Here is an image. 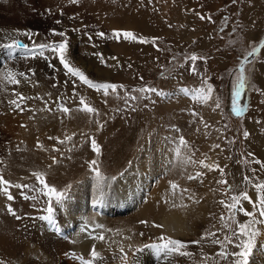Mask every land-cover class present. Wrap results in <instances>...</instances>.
Returning a JSON list of instances; mask_svg holds the SVG:
<instances>
[{"label":"rangeland","instance_id":"rangeland-1","mask_svg":"<svg viewBox=\"0 0 264 264\" xmlns=\"http://www.w3.org/2000/svg\"><path fill=\"white\" fill-rule=\"evenodd\" d=\"M0 4L3 8L0 20L15 21L21 24L22 33L32 34L30 39L22 36L24 41L19 40L29 48L35 43L58 42L62 38L52 36L51 30L64 31L70 43L72 64L94 82L123 85L131 95L137 96L145 94L132 90L145 86L166 93L164 96L147 94V99L125 104V100L119 98L124 95L122 90L119 97H105L101 92L80 84L78 79L65 75L55 55L45 51V56L49 57L45 61L40 57L33 59L30 53L18 49L17 55L21 56L13 60L15 69L12 72H25L30 76L29 68L36 70L33 77L35 86L20 78V85L23 84L24 88V92H20L27 96L26 92L32 88V96L42 99L26 101L22 105L26 110L21 112L8 103L9 99L14 98L13 95H2L0 172L4 178L14 183H27L31 188L36 185L31 173L41 171L45 173L48 184L60 191L67 190V197L70 194L75 197L71 188L86 181L90 173L95 179L98 178L88 165L95 155L91 147V139H95L100 146V178L115 177L114 180H117L144 163H153L151 168L146 167L158 176L154 181L155 186L148 189V194L157 196L171 207L165 201L174 199L169 195V181L174 180L181 188L190 189L200 200L194 203L185 194L182 203L185 208L192 207L197 211L196 224L200 225L203 221L201 235L206 230L216 231L223 240L226 233L230 234L227 229L221 230L219 217L222 213L226 215L227 210L218 201L227 199L228 195H238L241 191H247L255 201L256 189L251 184H245L243 178L248 176L254 182H264V169L253 162L256 159L264 161V95L261 94L264 92V48L244 62L251 87H246L238 97V102L246 106L243 113L237 117L231 111L232 92L237 84L236 70L252 47L264 40V0H236V3L232 0H78L75 4L69 0H46L43 5L32 0H0ZM200 16L205 19H200ZM113 30L131 31L148 42L111 38ZM97 32L107 35L100 38L95 35ZM89 36L92 37L91 41ZM95 53L102 54L106 63H101ZM193 54L204 58L196 61L198 74L189 70L192 62L186 59ZM112 57H116V60ZM48 63L55 64L57 71L49 68ZM204 77L213 89L212 99L199 103L191 96L195 89L201 87ZM74 80L78 96H73ZM53 83L57 84L56 88L52 87ZM181 88L189 89V94L185 96ZM57 97L73 109L77 108L79 98L83 97L101 115L94 117L81 111H74L72 115L62 114L56 111ZM45 101L51 111H40L45 107ZM217 101L219 108L215 107ZM192 112L198 113V116H193ZM74 114L78 123L70 131L69 128L73 126H69V123ZM201 117L207 128L201 123ZM6 119L16 121L10 125V130L5 126ZM96 119L104 123L100 130H97ZM245 130L250 134L247 139L243 137ZM65 135L71 136V140L58 143L56 139H49L56 137L63 140ZM180 137L188 142L187 148L179 145ZM37 143L42 148H38ZM216 144L220 147L214 148ZM177 148L180 149L179 157L175 151ZM250 152L254 154L253 157L247 155ZM189 156L196 161L206 156V163L219 164L226 175L221 177L219 171H208L199 165L185 163ZM54 157L56 163H53ZM196 171L204 172L203 182L185 178ZM220 179H226L232 187L228 195L220 190L226 186L216 183ZM93 192L94 197L99 196L98 183H94ZM30 195L37 196L38 201L20 200L19 195L16 212L20 219L12 217L3 220L0 216V235L4 237H0V260L4 264H12L14 256L22 250L19 247L14 252L12 243L15 245L19 234H22L24 219L41 220L46 214L43 212L46 197L39 192ZM177 200L180 199L175 198V202ZM242 205L247 211H254L247 201H243ZM34 208H39L40 213H33ZM55 218L56 226L63 228L64 219L58 216V209ZM235 219L238 223H246L249 217L237 212ZM84 221L85 230L92 234L93 222L90 219ZM66 223L72 225L74 221ZM140 226L123 222L112 229L115 233L118 229L119 234H124L130 243L137 239L143 241L144 245L160 242L158 238L161 233L150 225ZM235 227L233 224L232 228ZM258 227L262 234L249 264H264V249L259 247L264 244V225ZM98 234H103V230H98ZM189 237L174 239L193 241ZM140 249L143 250L136 252L133 248L126 253L134 255L136 261H139L142 253L150 259L163 258L157 257L150 248ZM185 250L190 253L196 250L194 256L199 260L194 263L193 255L175 254L171 264H202V254L212 258L211 264H230L231 258L224 260L216 255L222 250L217 244L207 241L199 245L188 243ZM227 251L238 249L228 245Z\"/></svg>","mask_w":264,"mask_h":264},{"label":"snow or ice","instance_id":"snow-or-ice-1","mask_svg":"<svg viewBox=\"0 0 264 264\" xmlns=\"http://www.w3.org/2000/svg\"><path fill=\"white\" fill-rule=\"evenodd\" d=\"M70 3L75 4L78 2V0H69ZM151 2V0H149ZM233 3H236V0H232ZM199 15V14H197ZM200 19H205L204 16H200ZM210 20L211 18L208 17ZM59 23V21H57ZM74 31H79V29H74ZM21 35L24 36H31V33H21ZM52 36H58L62 39L60 41H53L51 43H35L31 48L27 44H22L19 40L13 39L11 43L0 45V47H5L8 49H24L26 52L30 53L32 58L35 59L37 57L43 58L45 61H48L49 57L45 56V51L55 55L58 58L59 65L62 66V69L65 72V75H70L71 77H74L78 79L80 84L86 85L90 89H94L97 92H101L103 96L108 97L110 95H115L119 97V91L122 90L124 95L123 97H119L125 100V104H128L129 101H135L138 99H147V94H155L156 96H164L166 93H164L162 90H158L154 87H141L139 89H133L132 91L142 93L145 95L137 96V95H131L126 89H124L123 85H118L115 83L110 82H94L91 80L80 68L75 67L71 60H70V43L67 38V35L64 31H56L51 30ZM97 37L105 38L106 33L104 32H97L95 34ZM111 38L114 39H124L128 41H137L139 43H147V39L144 37H137L133 32L126 31V30H113ZM88 39L91 41L92 37L89 36ZM158 39V38H153ZM261 48H264V40H261L259 44L255 47H252V50L248 52L247 56L243 58V60L240 62L239 67L237 68V84L233 89L232 92V104H231V111L232 113L239 117L246 107L245 105H242L238 102V97L241 95V92L246 87H251L250 81L248 77L245 74L244 69V62L248 60L249 57L254 56L257 52L260 51ZM95 55L100 59L101 63H106L105 58L100 53H95ZM111 59L116 60V57H112ZM187 60H190L192 62V67L189 69L192 73L198 74L196 70V61L199 59H204L202 57H197L195 54L191 55L190 57H186ZM47 66L49 68H52L54 71H57L56 65L53 63H48ZM131 67V65H129ZM29 73L31 75H27L25 72H18L13 73L12 71L6 72V74L3 76V81L7 84L12 85H19L21 83V79L25 82H31L35 86V82L33 81V77L36 76V70L29 68ZM251 71V69H249ZM53 80H55V77H52ZM142 79V77H141ZM67 83V81H65ZM53 88L57 87V84H52ZM180 91L187 96L189 94V89L187 88H181ZM255 91L260 92V89H255ZM212 92L213 89L210 84H208L207 78H202V85L200 88L195 89L192 93L191 98L199 103H207L210 99H212ZM262 95H264V92H261ZM49 95H51L49 93ZM73 96H78V92L76 90L75 86V80L73 81ZM12 99H9L8 103L9 105L13 106L15 110H19L21 112L25 111V107L22 105L29 100L33 99H42L41 97H31V96H25L22 93L13 92ZM107 102V101H105ZM264 103V101H262ZM56 111L61 112L65 115H70L73 111H81L88 115L99 117L101 114L95 109L94 107L90 106L86 103L85 99L83 97L79 98V104L77 108L73 109L70 107H67L64 103L61 102V98L57 97L56 101ZM216 108L220 107L219 102H216L215 105ZM30 110V109H29ZM52 109L48 107L47 101H45V107L43 109H40V111H51ZM132 110H135L133 108ZM119 111V109H117ZM193 116H198V113L192 112ZM31 118V117H30ZM201 123L204 124L205 128L208 127V125L203 121V118H200ZM95 123L97 125V130H100L104 127V123L100 119H96ZM259 123V121L257 122ZM23 126V125H22ZM74 135V134H73ZM249 132L245 130L243 132V137L245 139L248 138ZM71 136L65 135V138L63 140H60L56 137H49V139H56L58 143H65L68 140H71ZM234 141H230L232 143ZM179 145L182 147L187 148L188 142L183 138H179ZM38 148H42V145L37 143ZM91 147L92 150L96 153L97 156L100 155V146L96 143L95 139H91ZM214 148H219L220 145L216 144L213 145ZM57 150V149H54ZM176 155L180 156V149L177 148ZM249 157H253V153L247 154ZM208 158L205 156L204 159H201L199 161L193 160L190 156L187 157L184 162L187 164H193V165H199L202 169H207L208 171H219L221 177H224L226 175L224 168H221L219 164L213 162V163H206V160ZM56 159L53 158V163H56ZM255 164L260 165L262 169H264V161H261L259 159H256L253 161ZM2 163V161H0ZM89 168L93 170L96 173V176L100 178V171L98 168V162L97 160L93 159L88 162ZM255 171V170H254ZM31 176L35 178L36 185L31 186L27 183H14L12 181H9L4 178L2 172H0V197L5 198L8 202H13L16 199V196L13 193V189H16L19 191L20 196L24 200H37L38 197L35 195H30V193L39 192L44 197H46V200L44 201V207L43 212L46 213L44 216L41 217V219L45 220L49 225L53 226V229L55 230L57 221L55 218V213L58 208H64L65 207V200L67 198V190L60 191L54 186H51L46 181V176L44 172L41 171H34L31 173ZM204 176V172L202 171H196L195 174H188L186 175V179L189 181H200L203 182L202 178ZM112 179H115L113 177ZM245 184H251L257 192V198L256 200H252V198L249 196L247 191H241L238 195H228L232 191V187L228 185V181L226 179H220L217 180L216 183L218 185L226 186L220 190H222L226 195H228L227 199H222L218 201L220 205L223 206L224 209L227 210V214H221L219 217V223L221 225V230L227 229L229 230L230 234L226 233L224 235L223 240L219 238L216 231L206 230L198 240L190 241V242H184L179 239H174L169 236L161 235L159 239V243H151L144 245V249H152L154 254L157 257L163 256L164 259L168 260L170 257L174 256L175 254H179L180 256H191L192 253L186 251L187 244H202L204 242H210L211 244H217L220 245L221 251L218 252L216 255L219 256L221 259L230 260V264H249V260L252 257L254 250L257 248V240L261 236V229L258 227V225H264V182H254V179L248 176H245L244 178ZM210 191H217V189H210ZM187 194L189 199H192L194 203H199L200 200L195 198V193L191 192L190 189L187 188H181L180 185L175 182L174 180L169 181V195L174 198L171 201L166 200V203H170L171 207H185V205L182 203L184 195ZM175 198H179L181 200V203H176ZM247 201L248 203L252 204L254 211H247L243 205L242 202ZM6 211L11 216L15 217L16 219H20V216L17 214L15 208L12 206V203H8L6 205ZM237 212L243 213L245 216L249 217V220L246 223H238L235 219ZM213 219H215V214H213ZM140 224L143 225H149V221L147 220H141L139 221ZM235 224V229L232 228V225ZM151 226L155 228H163L164 226L161 224H156L155 222H151ZM214 227V226H213ZM95 229H103L104 231H112L111 229H105L103 225L101 224H95ZM93 229V231L95 230ZM117 234H119V230H116ZM140 235H143V233H140ZM90 238L103 241L105 237L103 234L99 235H92L90 233ZM231 245L234 248L238 249V251H227V246ZM131 247V246H129ZM261 249H264V244L259 245ZM143 249L136 248L135 251L139 252ZM121 252V259L124 262V264H133V261H130L128 258L127 253L125 252L124 248L120 249ZM74 258L78 259L79 264H98V262H101L103 260V257L101 253L96 249L95 245L92 246V248L89 251L88 258H85L83 256L76 257L75 254H72ZM211 257H208L207 255L202 254V264H211ZM0 264H4L3 260H0ZM135 264H139V262H135Z\"/></svg>","mask_w":264,"mask_h":264},{"label":"bare ground","instance_id":"bare-ground-1","mask_svg":"<svg viewBox=\"0 0 264 264\" xmlns=\"http://www.w3.org/2000/svg\"><path fill=\"white\" fill-rule=\"evenodd\" d=\"M32 1L43 5L46 0ZM0 13H3L1 4ZM21 33V24L12 20H0V45L11 43L13 39L24 41L22 38L24 35H21ZM27 37L30 39V36ZM17 52L18 49L10 50L0 47V103L3 99L2 95L8 94L11 97L14 90L18 93H21L20 90L24 92L23 84H7L2 79L6 72L15 69L13 60L21 56L17 55ZM33 90L31 88L26 92V95L33 97ZM75 115L72 117L71 123H69V126H73L69 128L70 131L78 123ZM14 122L16 121L6 119L5 126L8 130L11 129L12 126L10 125ZM94 154L92 160L95 159L98 162V156L96 153ZM147 165L151 168L153 163H144L137 170L134 168L132 173H125L117 180L111 177L95 179L94 175L90 173L86 181L79 182L75 187L71 188L76 196L73 197L70 194L65 200V207L62 209L58 208V216L64 219V221L62 220L64 222L63 228L56 226L54 230L53 226L43 219H35L34 221L30 218L24 219L22 234H19L15 245L12 243L14 248L11 245L14 252L19 247H22V250L17 256H14L12 264H79L78 259L74 258L72 254H75L76 257L83 256L88 258L89 251L93 245L103 257V260L98 262V264H109L112 261L124 264L121 259L120 249L124 248L126 252L133 248H143L144 242L137 239L135 242L130 243L124 234L115 233L112 227L123 222L131 226H140L139 221L147 220L150 222V226L151 222L163 225V228L157 229L151 226L153 230L162 235L165 234L172 238L177 237L181 240L190 236L189 238L193 241L198 240L203 230V225H201L203 221L200 225L196 224V210L192 209V207H168L157 196L147 193L148 189L155 186L154 181H156L158 176L151 173V170L148 171ZM99 167L100 165H98ZM130 169L133 170L132 167ZM94 183H98L99 186L98 197L93 196ZM12 191L16 196L13 202H8L5 198L0 197V216L3 217V220H9L13 217L6 211L8 203H12V206L18 212L20 194L16 189ZM20 200H22V197ZM176 203H181V201L177 200ZM33 213L39 214V208L37 210L34 208ZM84 219L87 221L90 219L93 222L92 231L95 229V224H101L105 229H111L112 231H104L102 229L105 237L103 241L92 239L85 230ZM69 221H74V223L72 225L66 223ZM57 230L63 232L62 237L55 234ZM98 230L100 229H95L92 235H99ZM0 237L4 239L3 236L0 235ZM195 253L196 250H193L192 255L194 256ZM127 255L129 260L133 261V264L137 262L134 255ZM175 257L174 255L168 260L164 258L156 260L150 259L146 254L142 253L138 262L139 264H171L172 258ZM198 260L199 258L194 256L193 262L196 263Z\"/></svg>","mask_w":264,"mask_h":264}]
</instances>
